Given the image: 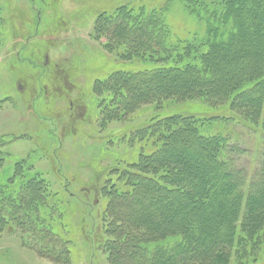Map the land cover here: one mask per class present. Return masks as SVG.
<instances>
[{"label": "trees", "instance_id": "16d2710c", "mask_svg": "<svg viewBox=\"0 0 264 264\" xmlns=\"http://www.w3.org/2000/svg\"><path fill=\"white\" fill-rule=\"evenodd\" d=\"M170 1L148 9L121 5L95 17V35L123 64L94 83L104 121L184 101L223 107L229 115H152L129 132L130 139L145 140L140 152L115 160L93 202L76 198L63 177L53 190L48 175L59 170L37 168L34 149L14 156L6 140L16 136L0 137V239H18L41 256L70 263L69 240L50 212L82 204L90 236L95 205L102 204L97 247L108 264H120L114 250L124 243L132 251L126 264H264V0H177L201 24L185 38L167 26ZM238 124L261 142L252 170L234 163L235 153L248 151L234 132ZM147 182L171 205L152 201L125 215L122 196L134 184L148 193Z\"/></svg>", "mask_w": 264, "mask_h": 264}, {"label": "rangeland", "instance_id": "374dc122", "mask_svg": "<svg viewBox=\"0 0 264 264\" xmlns=\"http://www.w3.org/2000/svg\"><path fill=\"white\" fill-rule=\"evenodd\" d=\"M166 1L0 0V137L16 136L6 140L14 156L30 154L34 149L31 156L37 168L59 170L56 175H48L53 190L60 186L56 182L59 177H63L76 198L91 202L100 198V189L114 173L111 169L115 160L139 153L145 142L130 139L129 132L152 115H229L223 107L208 108L197 101H184L167 107H141L129 116L104 121V100L94 93V83L123 64L105 50L104 37L95 35V17L121 5L148 9ZM167 6V26L172 34L185 38L201 30L199 19L180 2L172 0ZM234 132L239 135V144L248 148L241 156L234 154L239 157L234 163L252 170L258 165L256 157L261 151L258 135L240 124ZM83 208L74 202L68 213L56 208L50 212V217L56 219L55 229L69 240L70 263L66 264H108L97 247V239L103 235L99 222L102 204L95 205L97 220L90 236L87 230L91 224L82 214ZM197 209L203 210L200 203ZM146 211H152V207ZM205 219L209 224L208 216ZM0 264L63 263L26 249L18 239L6 236L0 239Z\"/></svg>", "mask_w": 264, "mask_h": 264}, {"label": "bare ground", "instance_id": "6f19581e", "mask_svg": "<svg viewBox=\"0 0 264 264\" xmlns=\"http://www.w3.org/2000/svg\"><path fill=\"white\" fill-rule=\"evenodd\" d=\"M168 143H170V140L169 138H166L165 146ZM147 183L150 186V191L148 193H143L141 190H139L140 187L134 184L132 192L126 196H122L123 207L126 210V213H124L125 215L133 216V212L135 210L150 204L152 201L157 203L159 208L171 205V201L163 202V200L166 198V194L162 189L150 182ZM135 205H138V207ZM114 257L120 264H126L127 262H131L132 251L129 249V246L124 243L122 245H118L114 250Z\"/></svg>", "mask_w": 264, "mask_h": 264}]
</instances>
